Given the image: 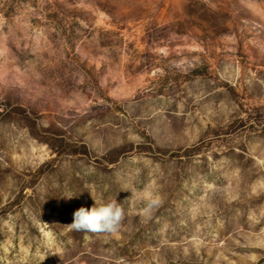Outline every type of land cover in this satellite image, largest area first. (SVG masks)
I'll list each match as a JSON object with an SVG mask.
<instances>
[{"label":"rangeland","instance_id":"obj_1","mask_svg":"<svg viewBox=\"0 0 264 264\" xmlns=\"http://www.w3.org/2000/svg\"><path fill=\"white\" fill-rule=\"evenodd\" d=\"M0 264H264V0H0Z\"/></svg>","mask_w":264,"mask_h":264},{"label":"clouds","instance_id":"obj_2","mask_svg":"<svg viewBox=\"0 0 264 264\" xmlns=\"http://www.w3.org/2000/svg\"><path fill=\"white\" fill-rule=\"evenodd\" d=\"M73 198L68 196L67 199ZM95 201V200H94ZM160 203L158 197H149L145 212H150ZM125 219V209L117 199L107 203L95 201L91 208L79 207L73 213V219L67 226L74 231H82L91 234H116L119 232L123 220Z\"/></svg>","mask_w":264,"mask_h":264}]
</instances>
